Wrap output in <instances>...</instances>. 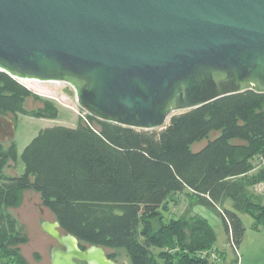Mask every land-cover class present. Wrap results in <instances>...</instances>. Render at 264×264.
<instances>
[{
	"label": "trees",
	"instance_id": "1",
	"mask_svg": "<svg viewBox=\"0 0 264 264\" xmlns=\"http://www.w3.org/2000/svg\"><path fill=\"white\" fill-rule=\"evenodd\" d=\"M30 97L38 99L0 71V117H56L55 110L28 112ZM87 119L80 118L75 127L40 130L23 150L25 170L19 176L3 175L18 150L15 140L9 146L0 140L3 264L26 263L20 247L27 238L9 211L26 190L40 195L82 249H124L130 264L238 263L236 251L246 232L241 214L253 218L255 231L264 227V194L255 191L264 183V93L248 90L179 112L162 130L136 129L89 114ZM181 194L187 197L185 210L167 217ZM198 205L222 220L236 256L233 263L216 248L214 226L195 213ZM160 248L168 251L156 253ZM214 249L221 261L199 254ZM109 257L115 260L114 254Z\"/></svg>",
	"mask_w": 264,
	"mask_h": 264
},
{
	"label": "water",
	"instance_id": "2",
	"mask_svg": "<svg viewBox=\"0 0 264 264\" xmlns=\"http://www.w3.org/2000/svg\"><path fill=\"white\" fill-rule=\"evenodd\" d=\"M0 71L72 84L104 121L162 130L179 112L264 93V0H0ZM16 122L0 117V140ZM51 264H119L58 220Z\"/></svg>",
	"mask_w": 264,
	"mask_h": 264
},
{
	"label": "rangeland",
	"instance_id": "3",
	"mask_svg": "<svg viewBox=\"0 0 264 264\" xmlns=\"http://www.w3.org/2000/svg\"><path fill=\"white\" fill-rule=\"evenodd\" d=\"M19 81L24 84L21 80ZM28 84L24 85L37 94L38 99L30 97L26 100L27 111H41L49 114L55 110L56 117H35L22 114L15 117L11 115L16 120L15 142L17 143L18 158L16 162H10L4 169L3 175L5 176H19L24 173L23 150L40 130L57 125L75 127L80 120L79 114L82 109L77 103L76 90L72 84L63 81L41 80L28 81ZM216 135V133L212 134V138ZM4 144L9 146L10 141H5ZM205 144V141L198 143L194 145L193 149L197 151ZM255 191L264 194V183L257 185ZM176 199L178 201L170 205L172 209L167 217L180 216L185 210L187 197L181 194ZM228 203L231 204L230 201ZM207 210L211 212L209 209ZM9 211L18 219L19 230L27 238V241L20 247L25 264H51L50 250L53 245H56V241L42 230L41 222L42 220L54 221L56 217L43 206L40 195L32 190L23 191L20 203L16 207L10 208ZM216 217L217 222L210 220L217 234L216 248L226 252L228 263H233L236 258L235 253L227 241L222 220L218 216ZM241 218L245 224L246 232L239 248L238 263L264 264V227L260 231H255L252 229L253 218L249 214H241ZM166 251L168 250L156 249V253ZM107 254H114L115 260L119 264H130V259L124 249H107ZM11 261L9 264H16L13 260ZM0 264H3V261H0Z\"/></svg>",
	"mask_w": 264,
	"mask_h": 264
},
{
	"label": "built area",
	"instance_id": "4",
	"mask_svg": "<svg viewBox=\"0 0 264 264\" xmlns=\"http://www.w3.org/2000/svg\"><path fill=\"white\" fill-rule=\"evenodd\" d=\"M87 112L84 111V110H81V114L80 115V118L84 121V122H87ZM233 247V246H232ZM202 257L204 256H209L214 262H217V261H221L217 251L214 249V250H211V251H203V252H200L199 253ZM236 254L238 256V259L240 257V254H239V250L236 251ZM239 262V260H238ZM239 264V263H237Z\"/></svg>",
	"mask_w": 264,
	"mask_h": 264
},
{
	"label": "crops",
	"instance_id": "5",
	"mask_svg": "<svg viewBox=\"0 0 264 264\" xmlns=\"http://www.w3.org/2000/svg\"><path fill=\"white\" fill-rule=\"evenodd\" d=\"M227 206L230 207V204L228 203ZM194 210L199 215L205 217L211 224H212V222H211L212 220H214L215 222H217V220H216L217 217L215 216V214L212 213V212H209L205 207H203V206H196ZM253 223H254V220H253ZM252 226H253V224H252Z\"/></svg>",
	"mask_w": 264,
	"mask_h": 264
},
{
	"label": "bare ground",
	"instance_id": "6",
	"mask_svg": "<svg viewBox=\"0 0 264 264\" xmlns=\"http://www.w3.org/2000/svg\"><path fill=\"white\" fill-rule=\"evenodd\" d=\"M21 81L25 84V85H29L28 81H38L36 79H21ZM55 83V82H54Z\"/></svg>",
	"mask_w": 264,
	"mask_h": 264
},
{
	"label": "flooded vegetation",
	"instance_id": "7",
	"mask_svg": "<svg viewBox=\"0 0 264 264\" xmlns=\"http://www.w3.org/2000/svg\"><path fill=\"white\" fill-rule=\"evenodd\" d=\"M56 244H57V242H56ZM53 246H54V245H53ZM109 255H110V254H108V257H109Z\"/></svg>",
	"mask_w": 264,
	"mask_h": 264
}]
</instances>
